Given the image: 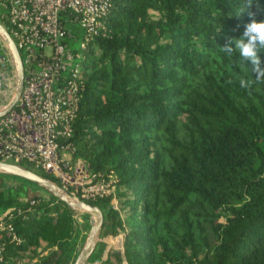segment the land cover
Wrapping results in <instances>:
<instances>
[{
	"label": "trees",
	"instance_id": "16d2710c",
	"mask_svg": "<svg viewBox=\"0 0 264 264\" xmlns=\"http://www.w3.org/2000/svg\"><path fill=\"white\" fill-rule=\"evenodd\" d=\"M250 12L264 20V0H109L71 47L82 78L68 140L115 176L116 208L86 202L103 214L99 238L121 234L120 250L100 239L85 264H264V80L220 48ZM41 189L0 173L18 239L5 236L0 264H72L88 216Z\"/></svg>",
	"mask_w": 264,
	"mask_h": 264
},
{
	"label": "built area",
	"instance_id": "2783aa9c",
	"mask_svg": "<svg viewBox=\"0 0 264 264\" xmlns=\"http://www.w3.org/2000/svg\"><path fill=\"white\" fill-rule=\"evenodd\" d=\"M108 6L109 0H0V23L11 36L23 65L20 95L0 116V160L29 163L52 175L73 199L86 201L110 195V203L116 208L114 175L91 172L89 164L78 158L69 169L70 175L63 171L76 152L68 138L82 78V68L75 60L78 52H73L70 44L79 38L78 48H82L99 27ZM8 66L0 89V107L10 100L15 88L12 60ZM2 215L0 258L5 236L18 242ZM117 235L120 245L114 249L120 250L121 234Z\"/></svg>",
	"mask_w": 264,
	"mask_h": 264
},
{
	"label": "water",
	"instance_id": "95a60500",
	"mask_svg": "<svg viewBox=\"0 0 264 264\" xmlns=\"http://www.w3.org/2000/svg\"><path fill=\"white\" fill-rule=\"evenodd\" d=\"M0 39L8 47L10 56L15 66V88L10 100L0 107V116L4 115L16 103L23 85V65L21 56L16 48L11 36L5 27L0 23ZM4 56H0V89L6 81L8 71L1 69ZM0 173L17 176L25 180L31 181L41 188L45 189L50 195L62 201L70 209L85 213L92 214L93 217L89 218V228L84 237L83 243L76 254L72 264H85L88 256L93 251L94 246L99 238V231L103 222V214L97 205H91L86 201L73 199L69 197L59 185L54 181L42 176L41 174L23 167L21 164H16L8 161L0 160Z\"/></svg>",
	"mask_w": 264,
	"mask_h": 264
},
{
	"label": "clouds",
	"instance_id": "9594fccd",
	"mask_svg": "<svg viewBox=\"0 0 264 264\" xmlns=\"http://www.w3.org/2000/svg\"><path fill=\"white\" fill-rule=\"evenodd\" d=\"M254 13H249L248 22L238 37H227L225 44L220 47L223 53L232 56L238 51L242 61L251 65V71L255 74L257 82L264 80V67H262L261 51L264 50V20L254 18ZM227 83L231 84L229 80ZM251 81L240 79L241 88L251 86Z\"/></svg>",
	"mask_w": 264,
	"mask_h": 264
},
{
	"label": "rangeland",
	"instance_id": "374dc122",
	"mask_svg": "<svg viewBox=\"0 0 264 264\" xmlns=\"http://www.w3.org/2000/svg\"><path fill=\"white\" fill-rule=\"evenodd\" d=\"M70 46H71L72 48L78 49V46H79V38H77V39H75L74 41H72L71 44H70ZM0 56H4V57H5V45L3 44V42L1 41V39H0ZM81 57H82L81 55H78V56L75 57V60H80ZM8 59H10V57H8ZM14 85H15V84H14ZM75 153H76V152H75ZM77 158L80 159L81 161H83V159H82L81 157H79V156L76 155V154H73V155L70 157V159L68 160L69 165H67V166L63 169V171L66 172L68 175H70V174H69V173H70V172H69V171H70V170H69L70 167L72 166L73 162H74ZM54 182H55L57 185H59V186L61 187V189L67 194V191H65L64 188H62L61 183H60L59 180H55ZM45 192H46L45 189L38 190V193L41 194V195H46L47 192H46V193H45ZM67 195H68V194H67ZM87 216H88V219L93 217L92 214H87ZM87 230H88V228H87ZM87 230L84 232V237H85V235H86ZM84 237H83V239H82V241H81V243H80L79 249H80V247H81V245H82V243H83ZM115 237H118V235H117V236H110V235H107V236L101 238V240H103V241L106 243V248H107V246L114 248V247H117V246L120 245L119 240H118V239H115ZM105 250H106V249H105ZM78 251H79V250H78ZM19 264H23V263L20 262Z\"/></svg>",
	"mask_w": 264,
	"mask_h": 264
},
{
	"label": "flooded vegetation",
	"instance_id": "af4514ba",
	"mask_svg": "<svg viewBox=\"0 0 264 264\" xmlns=\"http://www.w3.org/2000/svg\"><path fill=\"white\" fill-rule=\"evenodd\" d=\"M8 57H10V59H8ZM9 60H12V58L10 56V51H9L8 47H6V45H5V57H4L3 61H2L3 65L1 66V69L5 70V71H8V69H9V66H8L9 65ZM12 62H13V60H12ZM14 68H15V66H14Z\"/></svg>",
	"mask_w": 264,
	"mask_h": 264
},
{
	"label": "bare ground",
	"instance_id": "6f19581e",
	"mask_svg": "<svg viewBox=\"0 0 264 264\" xmlns=\"http://www.w3.org/2000/svg\"><path fill=\"white\" fill-rule=\"evenodd\" d=\"M13 85H14V83H13Z\"/></svg>",
	"mask_w": 264,
	"mask_h": 264
}]
</instances>
